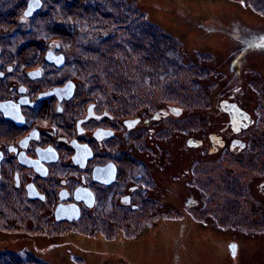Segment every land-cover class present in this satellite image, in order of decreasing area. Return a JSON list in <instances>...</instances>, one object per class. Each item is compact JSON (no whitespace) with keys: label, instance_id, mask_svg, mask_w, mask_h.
Here are the masks:
<instances>
[{"label":"rangeland","instance_id":"obj_1","mask_svg":"<svg viewBox=\"0 0 264 264\" xmlns=\"http://www.w3.org/2000/svg\"><path fill=\"white\" fill-rule=\"evenodd\" d=\"M22 1L0 0V35H4L3 42L20 41L17 37L22 34L16 37V31L12 29L18 26L16 20L21 15ZM81 1L82 3H77L78 9L75 7L74 10L79 15L84 11L82 24L91 27L90 32L95 30L90 44H98L102 50V62L96 75L101 90L118 92L119 101L125 105L135 101L136 107L149 103L153 109L170 104L179 105V108L183 106L186 112L183 121L167 123L169 132L173 133L172 139L178 133L175 130L178 123L179 134L185 144L189 136V139L193 137L196 140L204 138V135L193 133L195 130L192 129H197L201 123L192 120L194 116L203 123L199 132H207L204 141H208L209 134H230L232 130L227 118L215 109L230 107L227 105L230 101L224 98L229 94L233 99H241L246 104L245 108L253 113L257 120L256 131L249 129L246 136L250 139L248 146L232 152L234 156L239 152L238 156L247 155L243 159H235L232 154V157L227 156V148L223 147L210 154L206 153L201 144L191 145L193 147L186 144L187 146L181 147L177 154L182 157L180 164L162 180L169 188L172 186L171 182L180 178L186 185H191L189 183L194 180V174L199 172L203 178L200 191L204 195L201 199H206L208 204V208L202 203L195 210L184 208L185 224L177 219L176 200L169 212L157 211L155 208L145 209L144 206L140 211L129 212L118 203L114 205V201L101 204L95 220L85 225L83 232H80L83 229L82 223L67 227L75 231L63 228L64 224L48 225V229L40 230V226H43L41 220L36 224L37 228L32 229L25 224L26 220L17 219L21 218L18 211L2 208L1 204H7V199L4 197L6 193H0V264H100V258L103 257L107 258L103 264H235L237 258L241 264H264V227L259 226L264 210L252 211L251 199L247 198L248 202L243 193L240 197L234 195V198L238 199L240 205L248 206H244L241 212L231 209L233 213H230L222 206L213 205V197L224 195V189L219 187L213 197L209 192L212 181L232 176L231 171L234 169L236 172H243L244 162L250 156L264 157V47L241 46L238 49L240 44L237 45L234 38L224 34L222 29L219 32L210 29L225 27V30L230 29L236 34L234 37H250L252 32L264 36V10H256L264 7V0ZM60 4L54 13L61 11ZM53 6L51 0H45L40 9L48 11L49 17ZM103 7L104 13L112 16L104 14L102 17ZM43 17L44 14L41 13L35 20H43L42 27H45L48 17ZM63 20L61 17L59 21ZM74 20L76 18L72 19ZM117 20L125 22L124 25ZM128 21L131 26H126ZM70 28L66 30H70L68 33L71 39L76 37L75 34L84 32L81 29L74 31L73 26ZM50 30L52 34L61 32L58 27ZM33 35L34 33L30 37L36 38ZM30 37L29 41H34ZM43 41L46 39H40L39 42ZM233 105L238 106L236 103ZM197 160L199 161L196 162ZM233 160L235 163L232 165ZM244 168L247 171L249 168L253 170L248 165ZM236 183L241 185L246 180H233L234 186L241 191L243 189ZM103 193L112 199L117 197L112 189ZM16 202H21L19 196ZM31 209L38 208L31 206ZM60 214V211L56 212L59 218ZM255 214L257 216L253 217ZM214 216L219 231L225 225L234 228L246 226L242 228L247 229V235L244 230L238 232L239 239L243 241L240 248L243 254L239 252L237 255L238 248L235 254L231 253L232 249L224 248L220 251V247L215 245L212 248L208 237L215 224ZM22 222L25 229L20 228ZM114 227L118 228L117 234L112 232ZM128 228L132 231V236L129 235ZM34 231H41V235H38L42 237L38 239L34 235L30 236ZM102 233L106 237H113L108 240ZM74 236L87 239L85 243L98 249L96 255L91 250L78 247L76 243L79 241ZM116 242L122 243L117 245ZM253 256L257 258L255 262H252Z\"/></svg>","mask_w":264,"mask_h":264},{"label":"flooded vegetation","instance_id":"obj_2","mask_svg":"<svg viewBox=\"0 0 264 264\" xmlns=\"http://www.w3.org/2000/svg\"><path fill=\"white\" fill-rule=\"evenodd\" d=\"M12 30L16 31V37L22 34L17 37L19 42H3L4 35H0V193H6L7 204H1L4 210L18 211L21 218L17 219L26 220L25 224L32 229L41 220L40 230L64 224L63 228L75 231L67 227L78 223L84 227L95 220L104 202L116 201L114 205L118 203L129 212L140 211L143 206L169 212L176 200L177 219L183 224L184 208L195 210L201 203L208 208L206 199H201L203 178L199 172L194 171L191 185L180 178L171 182L169 188L162 179L180 164L182 157L177 154L186 144L189 147L201 144L209 154L220 147L227 148L230 157L233 150L248 146V130L256 131L257 120L241 99H233L230 94L224 97L230 105H238L229 108L230 112L215 108L227 118L230 134H209L208 141H204L207 132H199L203 123L194 116L192 120L201 123L192 129L193 133L204 138L196 140L189 136L185 144L178 123L175 128L178 133L173 139L167 123L183 121L186 114L183 106H180L183 110L172 104L153 109L149 103L136 107L135 101L125 105L119 101L118 92L100 89L95 72L89 73L85 68L88 58L79 50L56 39L29 41L25 34L35 30L29 27ZM238 155L233 156L235 159L247 156ZM244 163V167L248 165L253 170L242 167L243 172L239 173L234 169L232 176L210 183L211 197L219 187L226 192L213 197L214 206H222L230 213L231 209L241 212L248 205H240L234 195L240 197L245 193L244 199L248 202L247 198L251 199L252 211L264 210V157L250 156ZM238 178L246 180L241 185L236 183L241 191L233 184ZM110 189L117 193L115 199L103 193ZM18 196L20 203L16 202ZM57 211L61 218L57 217ZM214 222L208 237L212 248L215 245L220 251L232 249L234 254L239 249L237 255L243 254L238 232L244 230L247 235L244 225L236 228L225 225L219 231L217 221ZM23 225L22 222L20 228L25 229ZM259 226L264 227V214ZM39 232L30 236L39 239L42 237ZM212 252L216 255L213 249ZM254 257L252 262L257 259ZM234 263L241 264L239 258Z\"/></svg>","mask_w":264,"mask_h":264},{"label":"trees","instance_id":"obj_3","mask_svg":"<svg viewBox=\"0 0 264 264\" xmlns=\"http://www.w3.org/2000/svg\"><path fill=\"white\" fill-rule=\"evenodd\" d=\"M44 1L45 0H42L43 3H44ZM51 1L54 3V6L52 8L49 7L50 11H51L49 17H48V11L44 12L43 10L40 9L41 11L39 10L37 13L34 14V16H33L34 19L30 18V20L28 22H24L23 19L22 20L20 19V17H21L23 11L25 10V8L27 6L28 0H23L22 5H21L22 6V11L20 13L21 15L19 16L18 20H16V23L18 25L17 27H29V28L35 29L33 31V33H34L33 37H36V38L30 37L33 34V33H31V34H25V37H27V39H28V37H30L32 40L34 39V41H37V42L40 41V39L43 40V38H45L48 41L52 40V39H56V40H59L65 46L71 45L72 48L79 50L80 54L83 55V57L88 58L87 59L88 65L85 66V68L88 70V72L89 73L95 72V74L98 75L97 69L100 67V65H101L100 63L102 62V56L100 55L102 50L98 46V44H93V45L90 44L93 41V40H91V36L94 35L95 30L94 31L92 30L90 32L91 27L87 26L86 24H84V25L82 24L81 19L83 20V18H84V15H83L84 11L80 12L81 15H79L78 11L74 10L75 7L78 9L77 3H79V2L82 3V1L81 0H71V1H68V0H51ZM86 2H88V1H86ZM59 4H60L61 11L58 14H56L54 12H56L55 10L57 9ZM81 7H82V5L79 8H81ZM261 8L262 9L256 8V10L258 12H259V10H264L263 6H261ZM104 10L105 9L103 7L102 8V11H103L102 17H104L103 16L104 14L112 16L108 13H104L105 12ZM41 13L44 14L43 18L48 17L47 18L48 23L46 24L45 27H42V21L43 20L42 21L35 20L36 17ZM61 17L64 18L63 21H59L61 19ZM69 18H70V21H69ZM73 18H76V20L72 21ZM47 19L44 21H47ZM90 19H91V17H89V21H90ZM94 20H93V22H94ZM121 22H119V23H121V25H124L125 22H123V21H121ZM142 22H145V20H143ZM85 23H87L86 20H85ZM70 26H73L75 28L74 31L81 29L84 32L81 33L80 35H79V33L77 35L75 34L76 37H73L71 39V38H69L70 34L68 33L70 30L68 32L66 30V29H69ZM93 26H95V24H93ZM126 26H131V22L130 21L126 22ZM138 26H139V24H138ZM154 26H153V28H154ZM55 27H58V29L61 30L60 34H55V33L52 34L51 33L50 29H53ZM221 29L224 31V34L234 38L237 45L240 44V46H238V49L241 46H246V47L247 46H252V47L262 46V47H264V36H259L260 34L257 35L256 32H252L250 34V37H246V35H241L242 37L241 36L240 37H234V36H236V34L233 33L230 29L225 30V27H222L219 29H210V30L215 31V32H219ZM207 31H209L208 28H207ZM257 41H259V42H257ZM94 43H96V42L94 41ZM112 230H113L112 232L114 234L115 233L117 234V232H119L118 228H116V227H114ZM116 230H117V232H116ZM83 231H84V227H83V229L80 230V232H83ZM99 233H101V232H99ZM103 235L105 236V234H103ZM118 235H119V233H118ZM108 236L109 237L105 236L106 238H108V240L110 239V237H113L111 235H108ZM104 240H105V238H104ZM45 263H49V262L46 261Z\"/></svg>","mask_w":264,"mask_h":264},{"label":"bare ground","instance_id":"obj_4","mask_svg":"<svg viewBox=\"0 0 264 264\" xmlns=\"http://www.w3.org/2000/svg\"><path fill=\"white\" fill-rule=\"evenodd\" d=\"M29 1V0H28ZM27 5H28V3H27ZM26 8H27V6H26ZM26 8H25V10H26ZM25 10L23 11V13H22V15H21V17H20V19L22 20L23 19V21L24 22H28L29 20H30V18H33V16H34V14L35 13H37L38 11H36L32 16H30V17H26L25 15H24V12H25ZM234 47V46H233ZM232 47V48H233ZM131 228V227H130ZM133 228V227H132ZM128 230H129V228H128ZM132 230V229H131ZM130 231V230H129ZM129 231H128V233H129ZM211 233V231L209 232V234ZM129 235L130 236H132V231H130V233H129ZM74 237H76V236H74ZM70 238V237H69ZM76 240L77 241H79V242H77L76 243V245L78 246V247H83L85 250H87V251H92V254H94V255H96V252L98 251V249L97 248H92L88 243H85V242H87V239H82V238H80V237H76ZM96 240H99L98 238L96 239ZM120 243H122V242H116V244L117 245H120ZM107 260V258H105V257H103V258H100V262L103 264V262L104 261H106ZM100 263V264H101Z\"/></svg>","mask_w":264,"mask_h":264},{"label":"water","instance_id":"obj_5","mask_svg":"<svg viewBox=\"0 0 264 264\" xmlns=\"http://www.w3.org/2000/svg\"><path fill=\"white\" fill-rule=\"evenodd\" d=\"M41 6H42V1L41 0H29L27 8H26V10L24 12V15L26 17L32 16L36 11H38L40 9ZM224 103H226V102H224ZM227 105H229L230 107H225L224 105L223 106H224V109H226L229 112H230L229 108H234L235 107L233 104L230 105L228 103ZM57 214H59V212Z\"/></svg>","mask_w":264,"mask_h":264}]
</instances>
